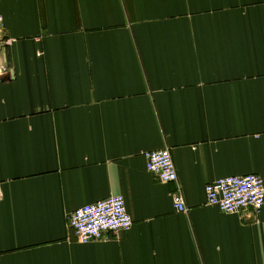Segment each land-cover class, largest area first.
I'll return each instance as SVG.
<instances>
[{
    "label": "crops",
    "instance_id": "obj_1",
    "mask_svg": "<svg viewBox=\"0 0 264 264\" xmlns=\"http://www.w3.org/2000/svg\"><path fill=\"white\" fill-rule=\"evenodd\" d=\"M0 16V264H264V206L204 194L264 184V0H0ZM162 149L176 183L146 171ZM112 196L131 229L79 243L69 216Z\"/></svg>",
    "mask_w": 264,
    "mask_h": 264
},
{
    "label": "built area",
    "instance_id": "obj_2",
    "mask_svg": "<svg viewBox=\"0 0 264 264\" xmlns=\"http://www.w3.org/2000/svg\"><path fill=\"white\" fill-rule=\"evenodd\" d=\"M3 19L0 16V30ZM6 69H0L4 72ZM146 171L160 183H176L177 173L169 149L148 151L143 154ZM208 206L216 207L224 214H238L251 210L258 215L264 206V184L260 176H230L207 184L204 188ZM172 206L178 213L186 207L180 190L172 195ZM69 227L77 241L88 244L103 240L106 234L127 232L132 221L122 196H112L95 204L76 209L68 218Z\"/></svg>",
    "mask_w": 264,
    "mask_h": 264
}]
</instances>
